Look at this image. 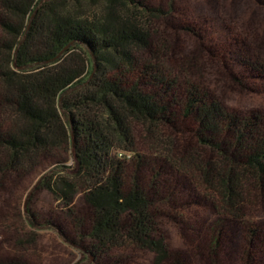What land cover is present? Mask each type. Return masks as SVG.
Here are the masks:
<instances>
[{"label":"trees","instance_id":"16d2710c","mask_svg":"<svg viewBox=\"0 0 264 264\" xmlns=\"http://www.w3.org/2000/svg\"><path fill=\"white\" fill-rule=\"evenodd\" d=\"M43 1L0 0V9L17 20L0 16L12 37L4 45L9 60L0 66V106L16 117L13 127H0L3 171H20L39 157L51 159L53 149L68 147L75 169L64 177L70 169L57 170L60 187L53 186V173L43 176L39 187L70 201L77 187L67 177L87 185L80 226L88 222L92 251L120 247L124 239L157 253L159 262L172 260L153 238L158 197L153 181L164 174L165 163L117 152L123 143L133 146L132 123L190 132L213 151L221 163L213 180L222 188L225 210L236 213L239 180H264V115L230 112L199 86H181L154 62L135 61L132 48L147 46V35L135 24L53 17ZM117 1L142 7L139 0H111ZM211 163L203 175L211 172ZM242 244L236 258L225 262L221 237L213 230L192 258L202 264H264L260 231H244ZM175 260L182 264L178 256Z\"/></svg>","mask_w":264,"mask_h":264},{"label":"rangeland","instance_id":"374dc122","mask_svg":"<svg viewBox=\"0 0 264 264\" xmlns=\"http://www.w3.org/2000/svg\"><path fill=\"white\" fill-rule=\"evenodd\" d=\"M139 1L138 9L111 0H44L41 6H49L45 12L53 17L135 24L147 35V46L131 50L135 61L154 62L181 86H199L230 112L264 115V0ZM0 16L16 24L2 9ZM11 40L0 24V66L9 60L4 45ZM15 123L16 117L0 106V127ZM131 131L133 146L117 147L119 157L165 163L164 174L153 181L158 195L153 238L174 259L159 262L157 253L124 239L120 247L92 251L88 222L80 226L87 185L67 177L77 187L70 201L39 187L41 178L53 173L58 188L57 170L70 169L62 172L64 177L75 169L69 148L61 146L52 150L51 159L39 157L17 172L3 171L0 152V264H176V256L182 264H202L192 252L204 247L213 230L221 237L226 262L241 250L244 231L251 228L264 236V180L241 178L238 212H229L213 180L221 168L213 151L190 132L171 127L150 129L133 122ZM208 162L213 168L203 175ZM143 177L149 185L148 174Z\"/></svg>","mask_w":264,"mask_h":264}]
</instances>
